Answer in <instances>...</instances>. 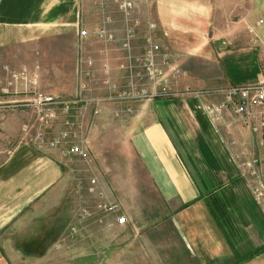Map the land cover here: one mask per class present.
Returning <instances> with one entry per match:
<instances>
[{
  "label": "crops",
  "instance_id": "0c3cea01",
  "mask_svg": "<svg viewBox=\"0 0 264 264\" xmlns=\"http://www.w3.org/2000/svg\"><path fill=\"white\" fill-rule=\"evenodd\" d=\"M81 1L0 0V264H11L4 251L40 248L43 235L56 226L70 197L65 190L75 169L69 170L55 153L20 142L28 110L12 106L14 110H9L19 97L3 92L5 67L19 70L29 60V67L38 64L46 73V60L60 55L50 48L70 33L72 84L65 93L71 94L76 25L86 26ZM200 10L202 27L209 26L215 11L236 20L227 32L232 50L218 55L231 60L226 84L257 83L262 62L257 60L258 50L250 43L247 27L264 19V0H234L229 6H201ZM170 29L164 30L163 37L172 36ZM208 65L213 69L212 63L205 62ZM248 66L255 68L247 72ZM40 87L43 90V82ZM97 135L90 146V167L98 163L100 188L126 219L122 229L115 224V215L101 223L105 240L110 235L115 240L104 244L105 249L114 250L116 258L123 260L126 251L146 252L150 264L155 252L157 259L166 260L161 252L169 251L168 264H187L188 256L197 264H264V212L240 171L239 153L255 149L249 133L218 127L196 99L177 98L139 106L129 119H114L105 110ZM231 140L235 147L230 146ZM109 148L118 156L113 169L107 165ZM84 198L91 202L86 195L81 201ZM168 230L173 237L170 243L165 240ZM125 231L128 238L122 236Z\"/></svg>",
  "mask_w": 264,
  "mask_h": 264
},
{
  "label": "built area",
  "instance_id": "2783aa9c",
  "mask_svg": "<svg viewBox=\"0 0 264 264\" xmlns=\"http://www.w3.org/2000/svg\"><path fill=\"white\" fill-rule=\"evenodd\" d=\"M132 7L120 6L126 25L125 36L117 49L111 47L116 38L108 19L93 32L81 22L76 25L75 84L69 95L41 92L38 69L5 67L3 92L19 97L10 106L28 110L20 142L37 151L55 153L69 170L76 163L90 169V146L105 110H109L114 119H129L136 115L139 106L157 99L194 98L216 126L226 130L235 127L254 138L255 149L239 153L240 157L250 159L247 164L240 163V171L264 212V175H259L264 169V30H259L264 26V19L247 27L250 43L258 50L262 61L257 83L229 86L219 92L186 85L188 74L176 64L170 50L156 42V24L150 19L141 22L127 18ZM142 23L145 26L140 38L138 31ZM92 39L102 46L98 52L88 49ZM138 40H142L139 51L135 45ZM229 144L237 145L234 140ZM245 166L252 171L251 177ZM254 181L258 182L257 187L251 186ZM77 190L84 194L81 198L85 195L91 198V205L85 204L77 214L80 223L90 220L102 223V218L108 215H115L118 225L126 223L124 217L117 215V207L107 201L97 176L77 180ZM71 232H76L75 227Z\"/></svg>",
  "mask_w": 264,
  "mask_h": 264
},
{
  "label": "rangeland",
  "instance_id": "374dc122",
  "mask_svg": "<svg viewBox=\"0 0 264 264\" xmlns=\"http://www.w3.org/2000/svg\"><path fill=\"white\" fill-rule=\"evenodd\" d=\"M234 0H82V18L85 19L88 31L96 30L101 22L108 19L111 24L110 28L115 32L116 42L111 46L112 50L120 46L125 36V13L120 9V6H133L127 14L129 20H138L144 22L146 19L152 20L157 30L155 32L156 42L168 48L174 55L176 64L188 74L186 85L192 89L210 90L215 89L221 92L229 87L226 84V69H229L228 57L218 56L220 53L232 50V44L227 41V32L236 25L234 17H225L222 12H212V20L209 26L202 27L198 25L203 15L201 6H229ZM198 6V9H197ZM84 14V15H83ZM201 22V21H200ZM199 22V24H200ZM144 24L140 26L138 35L140 38L144 33ZM171 28V37L165 38L163 34L165 29ZM70 33L65 34L62 42L58 46L50 48V52L59 51L58 58L47 59L45 62L46 73H42L43 69L38 64L29 67L25 60L24 63L18 60L22 68L38 69L40 72L39 89L41 92L48 93L56 92V94L67 95V88L72 84L71 72V53L69 44H71ZM137 51L141 49L142 40L135 43ZM101 45L92 39L89 50L98 52ZM57 48V49H56ZM203 48V49H202ZM212 54L214 55H211ZM77 41H76V58L77 59ZM55 55V54H54ZM189 59L185 60V57ZM228 56V55H226ZM258 62L261 64V58L258 54ZM37 60L34 62L36 63ZM205 62H210L213 65L205 66ZM55 64L58 66V71H55ZM210 66V67H209ZM42 67V66H41ZM254 66L245 67L247 72H252ZM55 71V72H54ZM234 75L239 76L236 72ZM231 73V74H232ZM44 74V75H43ZM57 74V75H56ZM43 76V77H42ZM241 78V77H240ZM238 78V80H240ZM41 82H43V90H41ZM63 90V91H61ZM62 92V93H58ZM9 110H14L11 106ZM21 133V132H20ZM98 137L97 132L95 137ZM94 137V139H95ZM93 139V141H94ZM258 152H256L257 154ZM109 158L107 165L109 168H114L116 164V156L113 148H109L106 154ZM98 159V158H97ZM250 159L240 157V163L247 164ZM73 168V167H72ZM74 174L68 177V189L65 193L70 195L68 201L62 206V213H59V218L55 227L51 228L49 234L43 235V241L39 249L36 250H10L3 253L8 255L11 264H146V252L126 251L124 252L123 260L120 256L116 258L114 250L105 249L108 242L113 243L115 240L112 235L105 240V232L103 231L104 224L90 220L86 223L78 221V213L85 204L91 205L89 200L85 198L81 201V196L77 190V180L86 181L90 175H98L99 165L96 162L88 169L85 164H74ZM247 174L252 171L246 166ZM73 171V170H72ZM257 171H259L257 169ZM259 175H264L262 169ZM250 176V175H249ZM251 177V176H250ZM263 180V179H262ZM258 182H253L252 187H257ZM79 197V198H78ZM65 212V213H64ZM118 215V213H117ZM104 219V218H102ZM116 224V217L114 218ZM118 225V224H117ZM118 225V229L125 227ZM75 227L76 232L72 233V228ZM126 232V231H125ZM107 236V235H106ZM124 238L130 236L129 231L122 233ZM173 237L168 230L165 234L167 243L172 241ZM160 254V253H159ZM165 254V255H164ZM151 260L155 264H168L171 262V252H161V255L166 260L157 259ZM102 257L101 262H98L99 257ZM177 262V261H175ZM187 264H197L196 260L186 259Z\"/></svg>",
  "mask_w": 264,
  "mask_h": 264
},
{
  "label": "flooded vegetation",
  "instance_id": "af4514ba",
  "mask_svg": "<svg viewBox=\"0 0 264 264\" xmlns=\"http://www.w3.org/2000/svg\"><path fill=\"white\" fill-rule=\"evenodd\" d=\"M101 259H102V257L100 256L99 259H98V262H101Z\"/></svg>",
  "mask_w": 264,
  "mask_h": 264
}]
</instances>
